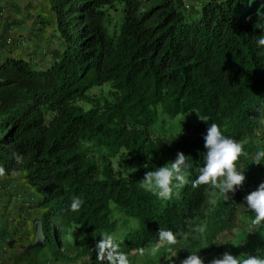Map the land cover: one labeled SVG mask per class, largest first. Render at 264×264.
<instances>
[{
  "label": "trees",
  "instance_id": "1",
  "mask_svg": "<svg viewBox=\"0 0 264 264\" xmlns=\"http://www.w3.org/2000/svg\"><path fill=\"white\" fill-rule=\"evenodd\" d=\"M21 9L9 20L0 9V167L9 178L0 185L13 183L29 202L21 206L41 211L55 262L99 264L104 231L130 264L162 227L178 241L169 264L191 253L209 264L232 254L239 234L253 237L245 197L260 184L246 179L225 196L192 181L209 123L244 145V174L264 150L251 141L264 121V29L255 27L264 0H23ZM22 17L33 23L26 39L15 34ZM191 111L209 123L196 113L185 131L155 132L157 122L168 132ZM178 152L191 156L189 183L161 201L140 181ZM19 180L34 194L20 191ZM73 196L84 201L78 213L70 212Z\"/></svg>",
  "mask_w": 264,
  "mask_h": 264
},
{
  "label": "clouds",
  "instance_id": "2",
  "mask_svg": "<svg viewBox=\"0 0 264 264\" xmlns=\"http://www.w3.org/2000/svg\"><path fill=\"white\" fill-rule=\"evenodd\" d=\"M255 27L264 29V23H257ZM257 45L264 46V35H260ZM197 115L201 121L209 123L207 117H202L199 113ZM204 141V147L207 150L204 155V163L197 169L198 176L192 181V187L197 188L204 185L212 190H218L225 196L230 193L235 194L246 180L244 172L237 169L240 158L248 157L244 145L234 138L225 136L220 126L215 122L209 123ZM190 157L183 152H178L174 161L157 167L155 170L147 171L144 179L140 181L141 187L161 201H170L174 196L178 197L180 190L189 183L188 177L192 168ZM262 163H264V150H258L253 158V164L260 165ZM145 167L147 168L148 165L146 164ZM4 173L5 169L0 167V176H3ZM245 200L248 209L255 213L252 225L257 230L264 228V183L248 194ZM83 203L84 201L79 196H73L70 201V212L78 213ZM196 230L200 233L204 231L202 227ZM260 235L264 238V231H261ZM100 237L102 239L96 241L94 249L99 264H130L128 255L121 251L120 243L113 234L104 231L100 233ZM158 237L155 245L148 250L152 257H156L162 247H166L171 252L172 246L178 243L176 234L163 227L159 231ZM143 252L142 249V255ZM182 264H204V261L198 254L191 253L182 261ZM209 264H264V253L258 249L255 255L249 253L247 256L238 257L225 252L222 256L212 259Z\"/></svg>",
  "mask_w": 264,
  "mask_h": 264
},
{
  "label": "crops",
  "instance_id": "3",
  "mask_svg": "<svg viewBox=\"0 0 264 264\" xmlns=\"http://www.w3.org/2000/svg\"><path fill=\"white\" fill-rule=\"evenodd\" d=\"M193 2L194 0H189ZM23 0H0V9H6L7 18L21 16V7ZM9 15V16H8ZM4 20V21H6ZM0 21V29H4L5 22ZM23 28L17 27L15 30ZM0 33H2L0 31ZM49 64V63H48ZM47 66V64H46ZM18 174L11 176L15 179ZM3 178V179H2ZM0 176V183L7 180ZM19 189L25 193H33L22 180H19ZM0 264H77L55 262L49 251L46 242L43 241L42 229L39 223L40 213L38 209L25 210L19 202L11 201L7 194L2 192L0 185ZM13 235V236H12ZM47 250V251H46ZM45 251L49 256L37 261V256Z\"/></svg>",
  "mask_w": 264,
  "mask_h": 264
},
{
  "label": "rangeland",
  "instance_id": "4",
  "mask_svg": "<svg viewBox=\"0 0 264 264\" xmlns=\"http://www.w3.org/2000/svg\"><path fill=\"white\" fill-rule=\"evenodd\" d=\"M22 21L23 28L18 29V31H15V34L27 38L28 32L31 29V26L33 23L31 22V19L28 17H22L20 19ZM2 33H0V37L4 34L3 30L0 29ZM43 45V46H42ZM41 47L48 48L46 42H42ZM47 50V49H46ZM197 122L196 120V113L194 111H191L184 115H178L176 118L172 119V122L170 123V131L167 132V127L163 125H159L158 122L154 125L155 126V132L157 134L162 133H172V132H179V131H185L187 128V124H191L192 126ZM180 128V130H179ZM252 142L259 145H264V121L261 124L259 128V132L257 133L256 138L252 139ZM140 166L139 162L132 163V168H128L127 165L124 167L123 171L129 173L130 170L137 169ZM264 164L256 165V164H249L245 168V176L246 179L249 182L258 183L261 184V181L264 177ZM126 173V174H127ZM257 184V185H258ZM247 213L249 215V227H254V233L253 237L245 236L244 234H239L238 239L236 242L232 245L233 249H231L232 255L234 256H247L249 253L255 255L257 254V250L259 249L261 253H264V238L261 237L260 232L264 231V228L257 230L255 226L252 225V219L255 217V213L252 212L248 207H246ZM119 217V216H118ZM120 219H123V217H119ZM127 221L132 222L135 226H137V221L135 219L127 218ZM125 221L118 220L117 225L118 228L123 227L125 225ZM73 228L80 229V227L73 226ZM152 247V246H151ZM147 248L144 250L143 255L141 254V251L136 253L134 255L133 262L131 264H169L171 258H173L174 250L177 247V245L172 246V251L169 252L166 247H162L160 249V252L157 254L156 257H152L149 255L148 250L151 248ZM47 251V250H46ZM49 256L45 251L39 254L37 256V261L41 260L40 257L47 258ZM27 264V262L25 263ZM77 264H81L79 261Z\"/></svg>",
  "mask_w": 264,
  "mask_h": 264
},
{
  "label": "built area",
  "instance_id": "5",
  "mask_svg": "<svg viewBox=\"0 0 264 264\" xmlns=\"http://www.w3.org/2000/svg\"><path fill=\"white\" fill-rule=\"evenodd\" d=\"M2 192L7 194L8 198L10 197L11 201L19 202L21 203L25 208L29 207V202L26 200L22 194L15 191V186L13 183H5L3 186H1ZM0 205H1V199H0Z\"/></svg>",
  "mask_w": 264,
  "mask_h": 264
}]
</instances>
